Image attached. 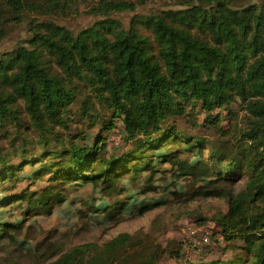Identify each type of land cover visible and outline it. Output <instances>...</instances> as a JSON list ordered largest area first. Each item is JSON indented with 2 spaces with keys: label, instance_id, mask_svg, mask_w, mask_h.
<instances>
[{
  "label": "trees",
  "instance_id": "16d2710c",
  "mask_svg": "<svg viewBox=\"0 0 264 264\" xmlns=\"http://www.w3.org/2000/svg\"><path fill=\"white\" fill-rule=\"evenodd\" d=\"M74 1L48 0L43 7L0 0V34L9 24L21 23L28 10L49 17L31 22L29 46L0 55V130L14 134L13 149L0 150V187L27 165L53 159L34 175L51 172V185L31 190L32 185L11 202L0 201V208L12 203L23 205L25 215L46 212L59 199L58 183L107 186L115 192L127 174L135 179L152 170L149 153L162 151L181 175L199 170L202 177H214L198 191L205 198L225 196L210 190L215 181H247L242 194L228 196L229 212L217 219L224 240L240 243L242 251L229 263L198 264H264V1L174 0L177 8L140 15L135 2L99 0L89 12L97 21L76 34L54 20ZM126 12L135 14L128 27L113 18ZM236 104L247 112L250 125L236 143H228L222 115L212 113L223 110L233 119ZM189 107L207 113L201 128L215 129L216 141L167 127ZM115 122L128 148L109 154L104 134ZM71 124L99 127L94 143L71 132ZM173 151L200 161L194 166L188 159L178 162ZM14 156L21 165H9ZM124 191L122 186L116 195ZM119 205L104 213L114 218ZM0 229L7 233L20 226ZM128 240L120 235L93 257L90 245L75 248L54 264H113L122 260L117 251Z\"/></svg>",
  "mask_w": 264,
  "mask_h": 264
},
{
  "label": "rangeland",
  "instance_id": "374dc122",
  "mask_svg": "<svg viewBox=\"0 0 264 264\" xmlns=\"http://www.w3.org/2000/svg\"><path fill=\"white\" fill-rule=\"evenodd\" d=\"M28 1L40 3L43 7L48 3V0ZM114 1L137 3L136 14L140 15L177 8L174 0ZM263 1L252 0L253 3ZM98 2L99 0H75L72 9L63 16L55 15L54 20L76 34L97 21L89 12ZM134 15L126 12L115 14L113 18L128 27ZM45 16L28 10L21 23L6 26L0 34V55L19 46H29L27 40L31 37V22L49 18L48 15ZM86 95L85 91L79 101ZM76 107L78 108V105ZM234 111L233 119H228L227 112L223 110L217 109L212 113L213 116L222 115L220 127L230 132L226 140L228 143H236L250 125L247 112L239 104L234 105ZM207 117V113L199 108L189 107L185 115L176 118L167 127L173 128L176 125L180 131L216 141L219 136L215 129L201 128ZM76 124H71V132H81L92 145L99 134V127L90 129ZM193 124L198 127L195 128ZM123 132L120 122H115L114 127L104 134L108 138L109 154L114 150L124 149L125 146L128 148ZM13 135L0 130V150L3 154L11 151L10 140ZM77 143L81 144V141L78 140ZM180 151H173L174 156H178V162L188 159L194 166L200 161L198 156L181 154ZM149 155L148 163L151 160L152 170L142 172L135 179L131 173L127 174L120 180L115 192L109 191L107 186L96 187L74 181L56 185L59 199L57 202H51L46 212L25 215L23 205L10 203L2 206L0 225H19L20 229L7 233L0 229V264H54L67 252L89 245L93 248L90 251V256L93 257L97 250L105 252L106 246L123 234L128 235L129 240L117 251L122 260L119 259L113 264H198L217 260L225 263L234 261L238 252L242 251V245L227 243L224 240L217 219L229 212L228 196L231 194L237 197L242 194L247 181L233 184L215 181L210 190L225 196L205 198L198 195V191L214 177H202L199 170L193 175H181L179 165L169 157V160L164 158V152L156 150ZM9 160V165L22 164V159L18 156L10 157ZM52 162L53 159L50 158L42 165H27L19 170L14 179L0 187V201H9L13 195L21 194L32 185L34 187L31 190L51 185V172L38 179L34 175L42 172L45 166ZM148 163L146 165H149ZM32 177L35 179L30 180ZM122 186L125 191L121 196H117ZM115 202H120V205L113 209L112 215L115 217L110 219V215L104 212ZM154 205L156 207L152 210H142L145 206ZM91 257L88 253L86 262L90 261Z\"/></svg>",
  "mask_w": 264,
  "mask_h": 264
}]
</instances>
